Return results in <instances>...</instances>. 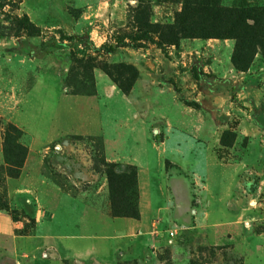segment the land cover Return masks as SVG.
<instances>
[{
    "label": "crops",
    "instance_id": "1",
    "mask_svg": "<svg viewBox=\"0 0 264 264\" xmlns=\"http://www.w3.org/2000/svg\"><path fill=\"white\" fill-rule=\"evenodd\" d=\"M213 43L183 40L178 48L167 50V55L152 47L137 49L139 53L118 48L110 55L125 56L121 61L139 70L128 95L105 79L100 80L103 86L96 93L69 92L65 66L47 61L51 54L41 50L31 59L28 48L17 46L11 49L8 60L0 50V165L4 161L1 122L5 121L29 139L27 158L13 186L16 193L25 191V195L39 198L42 227L39 233L24 232V221L0 213V264H159L156 256L148 253L160 245L157 235L162 226L173 222L198 228L212 245L233 239L229 233L211 236L207 231L217 227V221L211 219L220 211L211 210L208 197L219 196L217 190L228 179L236 178L234 190L227 194L241 192V173L251 158L237 153L240 158L231 162L223 159L224 147L210 122L211 115L188 106L181 98L189 99L190 95L181 82V69L191 68L194 60L207 75L223 76L231 70L227 56L223 60L221 48ZM163 69L168 70L164 74L169 85L163 83ZM157 130L165 141L153 138ZM118 133L121 144L114 143ZM174 134L192 137V141L167 144ZM240 140L239 134L232 152L240 148ZM88 143L97 145L94 155L102 163L137 168L139 218L111 216L108 188L94 170L93 159L71 160L62 154L74 144L75 153L83 155V144ZM177 158L194 166V182L167 172V161L181 168ZM86 182L91 183L88 190L82 189ZM194 183L202 194L197 225L185 220ZM71 194L77 195V200H70L67 195ZM92 194L99 201L85 199ZM238 203L239 213L231 224L242 226V219L251 210L244 202Z\"/></svg>",
    "mask_w": 264,
    "mask_h": 264
},
{
    "label": "rangeland",
    "instance_id": "2",
    "mask_svg": "<svg viewBox=\"0 0 264 264\" xmlns=\"http://www.w3.org/2000/svg\"><path fill=\"white\" fill-rule=\"evenodd\" d=\"M184 1L0 0V50L8 60L11 49L17 46L28 48L31 59L37 57L41 50L49 53L48 55L51 54L47 57V61L53 65L59 64L60 68L62 65L65 66L63 71L69 92L96 93L103 86L100 83L101 79L109 81L121 93L127 89L131 92L137 81L135 78L137 74L139 75L137 67L122 62L121 59L125 56L113 57L98 50L103 43L112 42L117 36L133 34L140 28L149 29L152 38L159 40L157 33L160 31L159 26L174 24ZM217 2L221 8L264 7V0H217ZM23 15H27L31 23L39 28L38 35H29L19 27L17 19ZM250 24L252 25V22ZM70 36L75 37V40H68L67 37ZM192 39L212 40L216 48H221L223 60L225 55L227 56L231 70L223 76L197 77L196 72H204L200 70L201 63L194 60L191 68L181 69V82L190 94L187 93L189 99L186 97L185 101L189 102L188 106L204 109L205 114L211 115L210 122L215 125L220 144L224 147L221 149L224 151L223 159L231 162L236 157L240 158L237 153L242 154V157L249 155L251 159L241 173V192L237 195H228L230 189L234 190L236 178L228 179L222 181L221 189L217 190L220 191L219 196L208 197L212 202L211 210L218 208L220 211L213 213L211 219L217 221L215 222L218 223L217 227H210L207 231L211 236L215 233H229L233 239L222 240L212 245L204 239L203 233H200L198 228L192 229L193 227L173 222L162 226L161 233L157 235L160 245L156 249H150L148 254L156 256L159 264H264V55L260 51L250 55L245 60L247 69L243 71L237 69L233 63L237 46L235 40L186 38L182 39L179 45L183 40ZM151 47L157 48L149 44L148 48ZM128 48L125 47L126 50H130ZM173 48L177 47H167V50ZM133 50L136 53L140 52L137 49ZM166 51H163V54L167 55ZM171 68L174 69L173 66ZM166 71L168 70H162L163 83L169 85L165 80ZM114 99L116 105L117 99L116 97ZM118 99L120 100V97ZM235 110L240 112L236 113ZM10 124L1 122L4 161L0 165V213H9L15 220L24 221L26 223L24 232L39 233L42 228L38 217L39 198L30 194L25 195V191L15 192L14 181L20 177L23 166H10L6 160L9 158L8 162L15 165H20L24 158L26 160L29 139L24 133L21 136L13 130L8 131L7 127ZM239 134L240 148L232 152ZM117 135L119 136L114 143L121 144V135L119 133ZM152 136L156 140L165 141L163 133L158 130L155 134L152 133ZM184 136L174 134L167 144L192 141V137ZM16 144L21 146L20 153L16 151ZM125 144H128V141H125ZM83 147L86 149H83L85 150L83 155L75 153L74 144H69V148L62 151V154L71 160L89 162L93 159L94 170L101 175L108 188L109 214L113 216L112 208H116L119 213L137 212L139 192L136 180L134 179L133 184L125 180L129 170L134 168L137 171V168L123 163L106 161L102 163L94 155L97 153L96 144H83ZM178 147L181 150L184 148ZM91 154L94 156L92 157ZM171 159L175 160L176 157ZM178 161L181 162L180 167L187 172L169 161L166 162L167 172L176 173L193 181L194 173L191 172L194 166L186 165L185 160L178 159ZM226 173L230 174L229 169ZM90 186L91 183L86 182L82 185V189L88 190ZM216 187L218 186L215 184V190ZM67 196L70 200H77V195ZM201 197V189L195 184L190 197L191 204L185 214L187 223L197 225V219L201 216L198 211ZM85 199L99 201V197H95L94 194L88 195ZM238 201L244 202L243 205L251 210L242 219V226L231 224L239 213ZM170 232L175 234L172 242H170Z\"/></svg>",
    "mask_w": 264,
    "mask_h": 264
},
{
    "label": "trees",
    "instance_id": "3",
    "mask_svg": "<svg viewBox=\"0 0 264 264\" xmlns=\"http://www.w3.org/2000/svg\"><path fill=\"white\" fill-rule=\"evenodd\" d=\"M1 6V5H0ZM19 27L29 35H38L40 33L37 28L29 20L27 15H23L18 19ZM252 22V25L250 24ZM159 40H155L151 36V32L147 28H140L133 34L117 36L112 42H105L98 51H104L107 54H114L118 48L129 47L133 49H145L149 44L157 46L158 49L166 51L167 47L180 46L182 39L186 38H218L233 39L236 41V50L233 57V63L239 70H246L245 60L256 51H260L264 55V7H238V8H221L217 0H185L181 12L175 17V22L169 26H159ZM73 41L75 37H67ZM138 74L135 78L137 80ZM197 77H212L204 73L196 72ZM173 86V84H172ZM177 93L179 90L173 86ZM122 90V89H121ZM78 92V91H75ZM130 89L123 90V94L128 95ZM183 101L185 98L181 97ZM185 103H189L186 102ZM8 131L16 132L18 135L23 132L10 124ZM16 151L21 152V146L15 145ZM9 159V158H8ZM10 166L22 167L25 158L20 165L9 163ZM134 169V168H133ZM130 169L125 176V180L129 184H133L134 179L137 184V171ZM135 171V172H134ZM113 217L123 218H139V210L137 212H117L116 208H112Z\"/></svg>",
    "mask_w": 264,
    "mask_h": 264
},
{
    "label": "built area",
    "instance_id": "4",
    "mask_svg": "<svg viewBox=\"0 0 264 264\" xmlns=\"http://www.w3.org/2000/svg\"><path fill=\"white\" fill-rule=\"evenodd\" d=\"M175 234H174V232H170V237H171V240H170V242H172L173 240H172V238H174L175 236H174Z\"/></svg>",
    "mask_w": 264,
    "mask_h": 264
}]
</instances>
